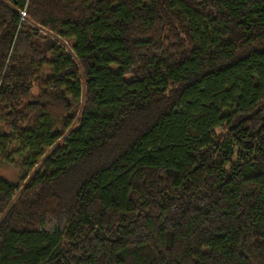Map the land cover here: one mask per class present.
<instances>
[{
  "label": "trees",
  "instance_id": "trees-1",
  "mask_svg": "<svg viewBox=\"0 0 264 264\" xmlns=\"http://www.w3.org/2000/svg\"><path fill=\"white\" fill-rule=\"evenodd\" d=\"M0 159V264H264V0H0Z\"/></svg>",
  "mask_w": 264,
  "mask_h": 264
},
{
  "label": "rangeland",
  "instance_id": "rangeland-1",
  "mask_svg": "<svg viewBox=\"0 0 264 264\" xmlns=\"http://www.w3.org/2000/svg\"><path fill=\"white\" fill-rule=\"evenodd\" d=\"M65 48L69 50V45L63 42ZM21 168L17 164H4L0 159V178L7 179L11 182H17L20 179Z\"/></svg>",
  "mask_w": 264,
  "mask_h": 264
},
{
  "label": "built area",
  "instance_id": "built-area-1",
  "mask_svg": "<svg viewBox=\"0 0 264 264\" xmlns=\"http://www.w3.org/2000/svg\"><path fill=\"white\" fill-rule=\"evenodd\" d=\"M20 14L22 16V20L26 21V17H27L26 12H20ZM63 46H64V44H63Z\"/></svg>",
  "mask_w": 264,
  "mask_h": 264
}]
</instances>
